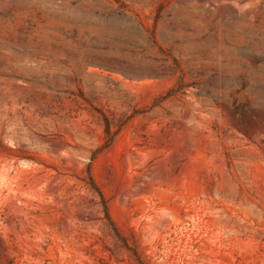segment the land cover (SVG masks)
<instances>
[{"label":"rangeland","instance_id":"374dc122","mask_svg":"<svg viewBox=\"0 0 264 264\" xmlns=\"http://www.w3.org/2000/svg\"><path fill=\"white\" fill-rule=\"evenodd\" d=\"M0 264H264V0H0Z\"/></svg>","mask_w":264,"mask_h":264}]
</instances>
